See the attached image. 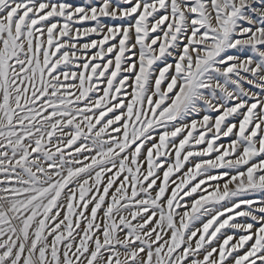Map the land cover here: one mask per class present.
<instances>
[{
	"label": "snow or ice",
	"instance_id": "obj_1",
	"mask_svg": "<svg viewBox=\"0 0 264 264\" xmlns=\"http://www.w3.org/2000/svg\"><path fill=\"white\" fill-rule=\"evenodd\" d=\"M0 264H264V0H0Z\"/></svg>",
	"mask_w": 264,
	"mask_h": 264
}]
</instances>
